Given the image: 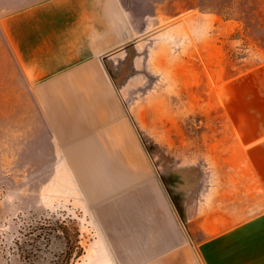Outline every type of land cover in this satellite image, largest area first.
<instances>
[{
  "label": "crops",
  "instance_id": "obj_1",
  "mask_svg": "<svg viewBox=\"0 0 264 264\" xmlns=\"http://www.w3.org/2000/svg\"><path fill=\"white\" fill-rule=\"evenodd\" d=\"M131 36L121 0H0L1 100L31 102L19 131L49 134L98 230L97 264H264V77L211 107L177 208L125 103L133 77L109 70Z\"/></svg>",
  "mask_w": 264,
  "mask_h": 264
},
{
  "label": "rangeland",
  "instance_id": "obj_2",
  "mask_svg": "<svg viewBox=\"0 0 264 264\" xmlns=\"http://www.w3.org/2000/svg\"><path fill=\"white\" fill-rule=\"evenodd\" d=\"M121 1L132 36L121 69L109 70L118 72L116 81L132 75L125 103L157 173L181 208L178 173L186 175L188 185L194 142L209 139L211 107L264 77V0ZM133 55L137 67L131 64ZM2 87L0 264H32L19 256L15 239L30 242V227L43 218L66 223L71 238L79 230L83 253L71 264H97L98 230L81 209L85 206L64 167L55 163L49 134L33 133L28 120L26 131H19L18 106L26 103L32 111V104L1 100ZM35 136L41 139L35 141ZM179 156L186 169H180ZM63 246L60 239L48 249L41 246L33 264H50Z\"/></svg>",
  "mask_w": 264,
  "mask_h": 264
},
{
  "label": "trees",
  "instance_id": "obj_3",
  "mask_svg": "<svg viewBox=\"0 0 264 264\" xmlns=\"http://www.w3.org/2000/svg\"><path fill=\"white\" fill-rule=\"evenodd\" d=\"M68 225L66 223H53L51 220L43 218V220L36 222L30 227V242L23 240L21 236L15 239L16 249L20 257L32 260L37 258L41 250V246L48 249L54 239L63 240L64 246L57 252L53 253L49 259L50 264H71L73 258L79 257L83 253V247L80 244L79 230L74 229L72 238L68 233ZM30 244V250H27L25 244ZM25 252V254H24Z\"/></svg>",
  "mask_w": 264,
  "mask_h": 264
}]
</instances>
